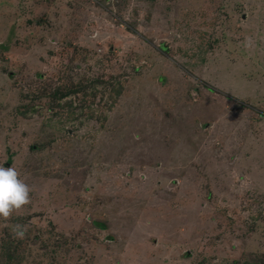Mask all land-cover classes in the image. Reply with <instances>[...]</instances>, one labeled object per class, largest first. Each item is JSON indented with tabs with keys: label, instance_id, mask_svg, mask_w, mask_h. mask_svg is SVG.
Masks as SVG:
<instances>
[{
	"label": "rangeland",
	"instance_id": "obj_1",
	"mask_svg": "<svg viewBox=\"0 0 264 264\" xmlns=\"http://www.w3.org/2000/svg\"><path fill=\"white\" fill-rule=\"evenodd\" d=\"M0 166V264H264V0H0Z\"/></svg>",
	"mask_w": 264,
	"mask_h": 264
},
{
	"label": "clouds",
	"instance_id": "obj_2",
	"mask_svg": "<svg viewBox=\"0 0 264 264\" xmlns=\"http://www.w3.org/2000/svg\"><path fill=\"white\" fill-rule=\"evenodd\" d=\"M32 187L21 177L15 167L0 166V217L8 219L31 202ZM14 233L23 237L21 225L13 227Z\"/></svg>",
	"mask_w": 264,
	"mask_h": 264
}]
</instances>
